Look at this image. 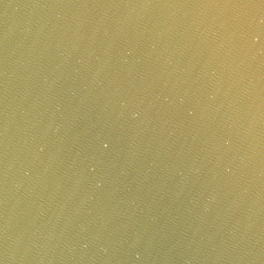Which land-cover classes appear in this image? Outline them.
Instances as JSON below:
<instances>
[{
	"label": "water",
	"instance_id": "water-1",
	"mask_svg": "<svg viewBox=\"0 0 264 264\" xmlns=\"http://www.w3.org/2000/svg\"><path fill=\"white\" fill-rule=\"evenodd\" d=\"M0 264H264V0H0Z\"/></svg>",
	"mask_w": 264,
	"mask_h": 264
}]
</instances>
